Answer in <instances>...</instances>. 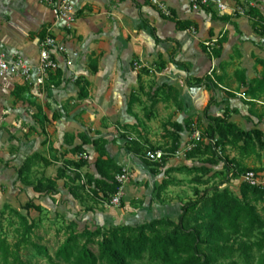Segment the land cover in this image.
<instances>
[{
    "label": "rangeland",
    "instance_id": "obj_1",
    "mask_svg": "<svg viewBox=\"0 0 264 264\" xmlns=\"http://www.w3.org/2000/svg\"><path fill=\"white\" fill-rule=\"evenodd\" d=\"M219 1L228 7L226 11L219 10L217 5L202 7V11L231 25L235 24L231 19L237 21L242 35L232 29L221 59H213L204 50L207 47L215 49L218 37L200 39L202 50L210 61L215 62L206 74L207 78L203 77L205 84L211 82L208 86L192 87L197 83L195 77L186 78L180 72L175 76L171 72L174 78L169 77V70L166 66L162 69L160 61L135 58L130 63L129 73L144 79L143 88L127 87L119 81L96 80L97 87L89 89L88 97L81 99L77 81L88 80L89 62L86 68H81V77L76 73L69 74L66 85L59 89L53 88L60 80L57 75L51 76L46 87L30 86L15 100L16 105L22 107L19 112L0 114V238L15 243L26 223L35 224L37 228L33 231L32 241L44 246L49 257H54L71 222L78 230H83L143 224L160 218L177 220L182 208L195 201L199 194L214 189H228L235 195L240 194L244 181L237 175L240 168L228 147L217 146L216 139H205L204 146L213 147L216 163H207L208 157L202 155L189 158L196 148L193 134L199 128L197 119L202 118L203 128H206L223 116L221 113L212 117L198 113L200 105L196 106L194 102L202 91L212 89L214 93L237 98L249 107L255 99V105L260 106L264 115V106L257 103L264 102V37L253 33L251 23L250 26L243 23L249 20L247 13L252 7L264 13V0ZM148 3L160 16L167 17L151 0ZM121 4L112 0L104 4L109 24L114 23L112 15ZM82 6L89 17L98 11L93 4L80 5L78 0H60L57 4L52 0H0V23L8 27L10 20L21 17L22 23H37V32H30L31 39L48 34L65 37L73 31ZM165 6L169 15L171 9ZM225 32L226 29L222 33ZM187 34L192 39L196 35L190 31ZM78 39L80 41L82 37ZM72 56L80 59L78 52ZM164 78L166 82L162 80ZM33 89H39L36 94H49L48 98L37 97L32 93ZM61 95L67 98L61 100ZM114 99L118 100L116 105ZM56 107L60 108L53 109ZM41 112L49 120L44 126L36 119ZM179 115L180 124L174 122ZM11 117L16 118L15 122ZM105 135L111 138L109 147L122 168L117 176L126 174L128 177L117 206L111 204L114 195L93 194L92 175L82 173L75 166L81 153L74 149L82 145L83 140ZM177 136L180 148L175 150ZM88 148H92V152ZM215 148L221 150L223 156L217 154ZM155 150L165 153L163 161L151 163L146 159V152ZM93 151L88 144L85 153L93 157ZM33 155L36 156L31 168L22 173L25 180H20L18 171ZM241 164L257 169L258 179L264 186V151L259 156L245 158ZM184 168L191 172L180 171ZM54 180L57 183L54 192L36 191L39 182L49 186ZM21 254L28 264H50L49 257L39 255L32 248L23 249Z\"/></svg>",
    "mask_w": 264,
    "mask_h": 264
},
{
    "label": "trees",
    "instance_id": "obj_2",
    "mask_svg": "<svg viewBox=\"0 0 264 264\" xmlns=\"http://www.w3.org/2000/svg\"><path fill=\"white\" fill-rule=\"evenodd\" d=\"M58 1L60 0H52L54 4ZM170 12V19L179 31L197 32L196 23L181 21L173 11ZM247 17L254 32L264 37V14L260 9L250 8ZM45 37L44 35L41 40ZM226 42L225 35L218 38L212 57H222V45ZM204 50L207 51V48ZM161 68H165L164 63ZM90 70L92 74L98 72V59L90 60ZM62 74L60 70L57 71L59 78ZM204 80L206 79H197V83L192 87L211 84H205ZM77 86L79 97L86 99L91 83L81 79L77 81ZM26 90V87L18 86L13 94L19 98ZM212 102L213 98L210 104ZM210 104L205 109L204 116L209 114ZM228 117L225 113L224 117L215 119L206 128H203L202 118H198V129L202 133L203 141L191 151L189 158L196 155L207 156L206 162L215 164L216 154L213 147L204 146V141L216 139L217 146L228 147L236 154L233 160L240 168L237 174L239 177L247 172H254L258 176L257 169L247 167L241 162L245 158L259 156L264 151L263 132L258 129L244 131L237 124L230 122ZM36 119L42 126L49 121L42 112L36 115ZM88 144L98 154L95 162L97 176H90V184L94 186L93 194H118L120 185L116 182V176L121 174L122 168L110 156L107 140L101 136L90 141L83 140L82 145L77 146L74 151L83 154ZM134 145L137 146L136 143ZM179 148L180 138L177 136L174 149ZM35 156L28 158L18 171L20 180H25L22 173L29 171ZM88 163L86 160H79L75 166L82 170L88 167ZM182 170L191 172V169H180ZM80 180L77 179L79 184ZM56 185L55 180L50 181L49 186L39 182L36 191L49 194L54 192ZM165 187L166 185H163V188ZM24 227L25 230L15 243L0 238V264H28L21 254L23 249L28 248H32L39 255L49 257L44 246L32 241L36 225L26 223ZM205 228L207 230H203ZM254 239L256 241H253ZM49 260L50 264H264V186H251L244 182L239 195L231 193L228 189H214L209 193L199 194L195 201L182 208L177 220L160 218L143 224L83 230H78L76 224L71 222L66 227L64 241L54 257H49Z\"/></svg>",
    "mask_w": 264,
    "mask_h": 264
},
{
    "label": "crops",
    "instance_id": "obj_3",
    "mask_svg": "<svg viewBox=\"0 0 264 264\" xmlns=\"http://www.w3.org/2000/svg\"><path fill=\"white\" fill-rule=\"evenodd\" d=\"M106 1L108 0H78L80 5L81 3L84 5L93 4L98 8V11H95L89 17L83 6L82 9L80 7L78 20L73 27V31L65 37H57L65 44L68 54L58 58L60 64L59 70L63 74L60 80L58 78L59 81L54 83L53 88L59 89L63 85H66V78L69 74L72 75L76 73L81 77V68H86L87 64H89V57L98 59V72L96 74L91 73L89 64L87 81L91 83L90 91L94 86L97 87L96 80L100 82L119 81L120 83H125L127 87L132 86V88L137 89V86H140V88H143L145 84L144 79L140 76L136 77L135 73H129L130 63L135 58L140 60L150 59L156 61V63L160 61V64L164 63L169 70L167 72L169 77L174 78L176 75L175 73L180 72L186 78L190 76L196 79L203 78L210 71L211 66L213 63L215 64V62L210 61L205 51L202 50L200 39L219 38L225 35L227 42L222 45L223 57L224 45L228 44L232 29L234 28L235 32L242 35L238 26L240 24L237 23V21L231 19V21L235 23L231 25L228 21L213 19L206 11H202V9H193L189 0H161V2L166 4L179 20L191 21L197 24L198 29L193 39L187 34L188 31H179L176 24L171 19L160 16L156 9H153L149 5V0H112L122 4L117 8V12L115 13L114 11V15H112L114 23L109 24L108 15L104 7ZM218 17L223 18L221 15ZM20 18L16 17L10 20V22L7 23V25H9L8 27H3L2 23H0V46H2L9 59L22 57L30 63H36L39 58V43L41 38L39 39L36 37L31 39L30 32H37V23L30 21L22 23ZM41 19L43 20L42 17ZM37 20H40V18L38 17ZM243 23L244 25H249L251 21L247 20V22ZM31 27L34 29H30ZM250 27L253 33L257 35L252 28V23ZM224 29H226L227 32L222 33ZM152 31L154 34H152ZM100 32L101 34L98 36L97 33ZM80 37H82V40L79 41L78 38ZM74 52L80 54V59H75L72 56ZM212 58L215 59L214 57ZM68 62H71V65H68ZM262 63L264 64V61ZM171 72L174 73V76H172ZM56 75L57 72L53 76ZM56 77H58V75ZM51 78L52 77H50L43 87L50 84L49 81ZM162 80L166 82L165 78ZM18 86L27 88V90L22 93L27 92L30 87L13 78L0 81V114L7 115L21 110L22 107L17 106L15 103L18 97L13 94ZM34 87L41 88L35 85ZM37 90L39 91V89H33L32 93L36 94V92H38ZM133 93L134 92L130 94V98ZM36 96L42 99L45 98V96L48 98L49 94L37 93ZM66 98V95H61L60 97L61 100H65ZM212 98L213 102L210 104ZM253 101L254 103H252L250 107L245 106L237 98L228 97V95H222L218 92L214 93L213 90L210 89L202 91L196 96L194 103L196 106L197 104L200 105L201 109H198V113H204L205 109L210 104L209 114L211 117L219 116L220 113L223 114L222 117H224L226 113L229 116V121L237 124L242 130L251 131L258 129L264 134V115H262L260 106L255 105V99H253ZM117 102L118 100L114 101L115 105ZM257 103L264 106V102L257 101ZM59 108L60 107H56L53 109ZM7 119L9 120V117ZM10 119L13 122L16 120V118L14 119L13 117ZM179 119L180 115L174 122L180 124ZM201 120L203 121V119ZM105 136L101 137H104L107 142L108 140L111 141L110 137L108 138V136ZM88 149L92 152V148ZM108 152L110 156L115 159V154H113L114 151L109 147V143ZM93 153L95 155L90 157L89 166L82 169V173L97 176L95 162L98 154H96L95 150Z\"/></svg>",
    "mask_w": 264,
    "mask_h": 264
},
{
    "label": "built area",
    "instance_id": "obj_4",
    "mask_svg": "<svg viewBox=\"0 0 264 264\" xmlns=\"http://www.w3.org/2000/svg\"><path fill=\"white\" fill-rule=\"evenodd\" d=\"M151 2L153 5L159 7L165 16H167L166 18H169L168 16L171 17V13L168 15L166 6L161 2V0H151ZM190 3L195 10L214 5H217L218 9L223 12L228 8L225 4H223V2H220L219 0H190ZM190 32L193 31L190 30ZM39 48L40 51L38 61L36 63H30L22 57L9 59L2 46H0V81L7 78H13L29 86H45L50 77L59 70L60 64L58 58L61 56H66L68 54V50L65 44H63L57 37L50 34L46 35V37L40 41ZM213 50L214 49L207 47V51L211 56ZM68 65H71V62H68ZM202 141L203 136L201 131L195 129L193 134V142L197 145ZM215 151L220 156H223L221 150L215 148ZM178 155L181 154L178 153ZM165 156V153L160 150L146 152V159L151 163H159L164 159ZM78 160H86L89 162L90 157L87 153H83L79 155ZM242 178L245 183H248L251 186L262 185L258 179V176L254 172H247L242 176ZM82 181L84 182V177ZM127 181L128 177L126 174L116 177V182L120 184V188L119 193L112 197L111 204L116 206L119 205L123 195V185L126 184ZM91 189L94 190V186Z\"/></svg>",
    "mask_w": 264,
    "mask_h": 264
}]
</instances>
